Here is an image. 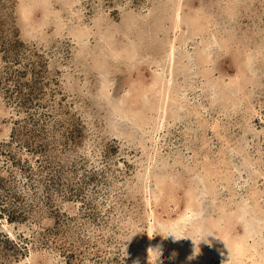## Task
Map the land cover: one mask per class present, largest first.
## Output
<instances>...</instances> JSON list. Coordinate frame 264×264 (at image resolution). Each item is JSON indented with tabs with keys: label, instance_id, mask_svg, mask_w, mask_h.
Masks as SVG:
<instances>
[{
	"label": "rangeland",
	"instance_id": "1",
	"mask_svg": "<svg viewBox=\"0 0 264 264\" xmlns=\"http://www.w3.org/2000/svg\"><path fill=\"white\" fill-rule=\"evenodd\" d=\"M214 36L165 112L170 41L199 61ZM196 195L203 230L264 253V0H0V264H158L148 239L159 264H254L187 259L196 224H170Z\"/></svg>",
	"mask_w": 264,
	"mask_h": 264
},
{
	"label": "bare ground",
	"instance_id": "2",
	"mask_svg": "<svg viewBox=\"0 0 264 264\" xmlns=\"http://www.w3.org/2000/svg\"><path fill=\"white\" fill-rule=\"evenodd\" d=\"M180 19H181V16L179 18H177V22H179ZM177 26L178 25H176L175 28ZM217 44H218V41H217L215 36L213 38L209 39L208 41H205L204 45H202V47L200 46L201 52H199V54H198L199 56H197V59H199V61H196L195 57H193V55L191 53H189L188 49H186L185 47L183 48L182 45L176 46L175 43L170 41L171 51L168 50L169 52L167 55L169 58L170 64L168 63L169 67L167 68V72L165 75H163V74H160L161 71H157V74H158L157 75V83L159 85L157 86L156 90H158V92L160 93V97H158L159 102L162 101L163 104H160V105H161V108L163 110L165 108V112H167L168 108L170 109L172 107V105H174L173 108H176L175 111L178 110L177 112H179V113H182L185 110L184 108H185V101L186 100H185L184 95H182L181 93L178 92V99H176L175 97H173V94L171 91L172 85H174V82H175L174 80L177 77V75L173 76V74H174L173 70H175L174 66H175V61L177 60V58H178V61L179 60L184 61L186 64V68L184 65H183V67L178 65V68L179 69H186L188 71L187 73H184L183 75L181 74L182 76H184V75L188 76L189 73H190L189 76H192L193 74L195 75V71H194V69L196 68L195 66L200 65V64H202L205 67L208 66L206 68V71H207V73L209 72V74H210V72L213 71V68H209V66L212 64H215V51L217 50ZM182 52L185 53L184 58H181V56L183 55ZM250 56L247 57L248 58L247 62H246L247 63V69L251 72L250 75L252 74L253 76H255L256 68L253 66V63H252V60L250 59ZM202 65H200V66H202ZM245 75H246V72H245ZM233 79L237 82V84H239V80L241 79V77L239 75H236ZM245 79H246V77H245ZM234 80H232V81H234ZM186 81H187V79H185V81H183L182 83H180V81L176 82V83L180 84L178 90H181L182 92H184V94H186L185 91L187 92V91H189V88H191V87H186L187 86ZM213 81H214V79H213ZM239 86L241 87L240 84H239ZM211 90H212V92H210L211 98L216 97V94H217V92H215L216 88L214 89L211 86ZM213 92H214V95H213ZM194 93L197 94L196 91ZM198 95H199V93H198ZM152 109H155V108L152 107ZM173 115L175 116L174 120H177V117H178L177 113H174ZM181 116H182V114H181ZM197 178H199V177H197ZM190 199H192V196L189 197V200ZM193 199H194V201L190 200L191 203H189V201H188V204L185 208V212L182 213L181 216H177V220L173 219L174 222H172L170 224V226H172V228H174L176 230L178 229V231H179L182 227L186 226L187 224H190V225L196 224L194 227V230H193L195 232V235L192 236V240L196 241L198 238L197 234L203 229V225L200 223V220L203 218L202 217L203 209L201 208L200 203H195V201L197 199V195H196V197H193ZM212 225H213L212 227L216 228V230L215 229L213 230V233H212L213 236L209 235V237L206 239H207V241L210 242L211 245H213V246L215 245L217 247L220 246L221 248H219L220 249L219 251H221L222 255L223 254H229L231 259L234 260L236 263L243 261L242 260L243 257L245 258L247 256V258H249V259L252 258V262H254V264H264V253H262V250L257 247L258 245H256V242L251 244V246H250V243H248V238L251 236V235H249L250 231H247V234H244L243 237H233L231 240L230 239L231 238L230 232L225 229V227H228V224H225V226H223L222 228H220V227L218 228L219 225H217L216 223L215 224L213 223ZM147 243L148 244H147V249H146L147 250L146 261L150 262L149 244H153V242H152V240L148 239ZM206 243H208V242H206ZM198 247H199V254L202 255L203 260L205 262L208 261V259L210 257V255H209L210 253H208V251H207L208 249L206 248V244H203L201 241V243H198ZM251 251H252V253H250ZM257 254L259 256L257 257V259H254L253 256H255Z\"/></svg>",
	"mask_w": 264,
	"mask_h": 264
},
{
	"label": "clouds",
	"instance_id": "3",
	"mask_svg": "<svg viewBox=\"0 0 264 264\" xmlns=\"http://www.w3.org/2000/svg\"><path fill=\"white\" fill-rule=\"evenodd\" d=\"M141 228H143V227L136 228L135 231H134V233H133V235L137 232L138 229H141ZM148 230L150 232H152L153 234H155L158 230H162L166 236L171 235L174 240H178V239L183 238V237H190V236H177L174 232L164 231L163 229H155V230H153V229L148 228ZM212 233H213L212 231H204L202 229L197 234L198 238H197V240L194 243V245H196V247H194L193 253L187 258L188 260H192V259H194L198 255V253H199L198 243L201 240H204L205 242L210 243L209 241H207L206 238H207V236L209 234H212ZM149 250H150V260H155L159 264V262L163 259V252H164L163 243L161 242L159 244H149ZM174 256H175V253H173V257ZM139 261H140V264H145L144 261H141V260H139Z\"/></svg>",
	"mask_w": 264,
	"mask_h": 264
}]
</instances>
